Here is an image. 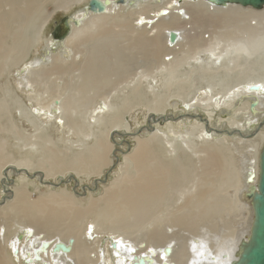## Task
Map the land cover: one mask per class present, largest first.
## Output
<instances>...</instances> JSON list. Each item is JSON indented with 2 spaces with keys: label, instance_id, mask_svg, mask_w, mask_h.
Returning a JSON list of instances; mask_svg holds the SVG:
<instances>
[{
  "label": "bare ground",
  "instance_id": "obj_1",
  "mask_svg": "<svg viewBox=\"0 0 264 264\" xmlns=\"http://www.w3.org/2000/svg\"><path fill=\"white\" fill-rule=\"evenodd\" d=\"M89 1L0 0V227H5L0 230V264H139L141 259L146 264H244L256 224L257 200L248 195L255 189L259 193L264 154V6L218 5L216 0H101L108 1L105 13L93 14L86 10ZM75 5L80 7L73 12ZM61 11L73 14L65 17L70 20L68 35L56 41L47 29ZM222 25L233 26L235 34L213 32ZM171 35L180 38L174 45ZM228 38L231 44L216 48ZM44 39L41 54L28 62ZM191 54L199 57L194 58L195 67L187 63L189 74L182 63ZM138 56L159 67L157 75L174 81L169 90L172 87V98L180 101L164 111L160 103L150 106L144 121L148 126L142 127L137 147L124 156L128 167L122 177L106 187L102 197H84L79 187L94 195L110 176L112 168L104 172L113 164L111 136L126 142L131 135L124 131L126 88H131L134 104L155 89L156 76L147 84L143 80L148 74L128 76ZM223 73L240 77L232 83L220 78ZM181 74L203 78L208 86L190 93ZM215 82L232 89L217 99ZM16 91L25 94L31 106ZM176 106H182L178 116L165 114ZM13 109L32 121L44 116L56 131L62 125L77 140L55 150L47 146L48 128L47 135L22 137L8 118ZM218 110L227 118L220 119L219 128L230 129L215 132L233 133L228 136L233 145L208 127ZM182 116L186 119L179 121ZM167 121L171 123L163 131L160 124ZM238 149L249 156L247 172L237 171L236 163H242L235 155ZM19 165L18 179L6 188L4 179ZM30 171L49 188L73 182L75 195L65 189L49 191L34 202L23 177ZM100 175L94 187H82ZM54 179L58 182L50 181ZM136 228L144 229L142 239L123 232ZM191 238L209 255L191 256ZM44 243L49 246L38 261L36 251ZM221 250L231 252L226 253L229 257L224 259Z\"/></svg>",
  "mask_w": 264,
  "mask_h": 264
},
{
  "label": "rangeland",
  "instance_id": "obj_2",
  "mask_svg": "<svg viewBox=\"0 0 264 264\" xmlns=\"http://www.w3.org/2000/svg\"><path fill=\"white\" fill-rule=\"evenodd\" d=\"M126 1V0H125ZM79 5H75V8H72V11L73 12H75V9H76V7L77 8H79L78 7ZM183 11V9H181L179 12H181V13H183L182 12ZM212 11V10H211ZM66 12H63V11H61V12H57L53 17L54 18H52L51 19V22H49V24H48V29H47V35L51 38V37H53L51 34H52V32L54 31V29H55V27L60 23V21L62 20V19H64L66 16H69V15H71V13L72 12H68V14H65ZM73 14V13H72ZM252 24L254 25L255 24V21H252ZM197 31H199V27H197ZM213 30V32H215V33H220V34H224V35H227V36H229V35H233V34H235V32H234V30H233V26H229V25H222V26H215L214 27V29H212ZM208 35H209V33L208 32H205V34H204V36H205V38L207 39L208 38ZM177 40H176V42L175 43H177V41L180 39L179 38V36L177 35ZM54 38V37H53ZM233 38V37H232ZM232 38H228V39H226L225 41H223L222 43H221V45L220 46H217L216 48H220V47H222V46H227V45H229V44H231V40H232ZM55 39V38H54ZM262 39V38H261ZM56 41H59L60 40V38H56L55 39ZM260 40V39H259ZM170 42V41H169ZM43 43V44H42ZM40 45V48L39 49H35L34 51H33V53L31 54V60H28V62H31L32 60H34V58L35 57H38L40 54H41V52L43 51V47L45 46L44 44H46V41H45V39H44V41L42 42ZM171 43V42H170ZM175 43H173V45L175 44ZM172 44V43H171ZM195 52H193L192 54H194ZM191 54V55H192ZM189 56L188 58L189 59H186L182 64L184 65V67L188 70V72H189V74H190V72H191V69H190V67L191 66H189L187 63L188 62H190L191 63V65H193L194 67L197 65V63L195 62V60H194V58H196V57H199V56H197V55H192L193 56V58H192V56ZM200 55V54H199ZM172 56L173 55H169V56H167L165 59H166V61L167 62H169L170 61V59H172ZM137 58V57H136ZM135 58V60H133L131 63H130V65H133V66H131V69H130V74L128 75L129 77H132L131 79H140L142 76H143V74H148L149 75V78L148 79H144L143 80V82H144V84H147L148 82H150L151 81V79H150V76H156V78H157V82L156 83H154V87H155V89H154V91H151V90H147V92H148V95H146V97L144 98V97H142L144 100H141V102L140 103H138V104H134V103H131L132 101H131V88H129V90H128V88H126V115H125V117H126V129H124V131H126L127 133H129V134H131V135H126V138H125V141L126 142H124V137L122 138V137H119V138H117V137H112L111 136V139L114 141L113 142V145H114V148H113V152H112V156H111V158H112V166H110L108 169H106L105 170V174L107 173V172H109V170L112 168V171H110L109 173H110V176L107 178V180H104L103 181V183H102V186L100 185V189H101V191L100 192H95V193H92V194H94V195H89V193H87V194H84V192H83V190H82V188L81 187H79L78 188V191L79 192H81L80 194H83V195H85L84 197H93L94 199H98V198H100V197H102L104 194H105V189H106V187H108V186H110L111 185V183L114 181H116L117 179H120L121 177H122V175L124 174V168H126L127 169V167H128V165H127V163L125 164V159H124V156L126 155H129V154H131L132 152H133V150L137 147V137H139L140 138V134H142V132L144 131V128H142L143 126H148V124L146 123H144V121H145V116L147 115V114H149V110H152V108L150 107V106H153V107H158L160 104V106H159V108L162 110V111H164V110H166L167 109V107L166 106H169V104H174V103H176V102H178V101H180V98H177V97H174V98H172V96H174L175 94H176V91L175 90H173V88L172 87H170L171 88V90H169V86H171V84L174 82L173 80H166V79H164L160 74L159 75H157V73H158V71H159V67H150V64L148 63V60H149V58H147V57H144V56H138V59H136ZM147 61V62H146ZM246 62L248 63L247 64V66L248 65H250L251 64V60H246ZM147 63L149 64V65H147ZM187 66V67H186ZM246 66V67H247ZM203 67H206V66H203ZM244 67V66H243ZM242 67V68H243ZM24 67H22L21 69H23ZM199 70V69H198ZM241 70V69H240ZM201 71V70H200ZM140 72H141V74H142V76H141V74H140ZM184 73V72H183ZM18 74V71H16L15 72V75H17ZM253 73L251 72V73H248L247 75H252ZM182 75V76H181ZM180 76H179V79H180V81H182V83L184 84V83H187L188 82V84L189 85H187L188 86V88H189V90L190 91H188V92H190V93H194L197 89H199V88H204V87H206V86H208V83L209 82H207V80H204L203 78H200V77H194V78H192V79H190L189 78V75H183V74H181ZM244 75V74H243ZM134 76H135V78H134ZM137 76V77H136ZM139 76V77H138ZM240 76L239 75H233V74H221V77L220 78H222V79H224V80H227L228 79V81H231L232 83H234V81L236 80V79H238ZM168 79V78H167ZM153 80V79H152ZM218 80V79H217ZM130 81V80H129ZM132 81V80H131ZM155 81H156V79H155ZM167 81H169L168 83H167V85L165 84ZM120 84V82H117V85H119ZM168 84H170L169 86H168ZM215 85H216V87L217 88H214V90L212 91L213 93H215V95H217L218 94V96H216V98L217 99H220L221 98V96L223 95V94H225L226 93V91L227 92H229L231 89H232V87H231V85L228 87V88H226L225 87V85L224 84H222V86H220V85H218V82H215ZM144 87H147V85H144ZM17 92V95L19 94L20 95V97L22 98V100H24V102H25V104L26 105H28V106H31V104L32 103H30L29 101H27V99H26V97H25V94H23V93H21V92H18V91H16ZM221 92V93H220ZM21 94H22V96H21ZM125 95V94H124ZM190 94H188V96H189ZM184 96V95H183ZM194 97V95H192L191 96V99ZM170 98H172V99H170ZM147 100H149V101H147ZM100 102V100H98L97 101V103H99ZM158 103H160V104H158ZM150 104V105H149ZM167 104V105H166ZM164 106V107H163ZM166 107V108H165ZM180 107H182V106H180ZM180 107L179 106H176L175 108H173V107H171L167 112H165V114L167 115V116H170V115H175V116H178L176 113L177 112H179V109H180ZM163 108H165V109H163ZM224 108V107H223ZM178 109V110H177ZM17 110V111H16ZM177 110V111H176ZM200 116H201V118L202 119H206V120H208V121H210V118H209V116H208V114L207 113H205V114H203V112H200V113H198ZM213 116H212V118H211V120H212V122H213V124H209L208 123V127H210L211 128V133H213V132H217V131H222L223 129H226V130H229L230 129V127H228V126H221L222 128H219V122H220V119L222 118L223 119V122H226L227 120V118H225L226 116L225 115H223V110H220V112H219V110L218 111H215V112H213ZM192 115H194V114H192ZM12 116V117H11ZM11 117V118H10ZM10 117H8L9 119H10V121L12 122V125H14L15 127H17V131L20 133V135L22 136V137H25V138H33L34 136H38V135H40V134H46L47 132H45V130L47 131V128L48 129H50V130H48L49 131V134H50V137H48V138H51V141L50 142H48L47 144V146H49L50 144V148H53V149H55V150H59V149H62V148H66V145H69V142H71V141H75V140H77V135L74 133V132H72L70 129H64L63 127H62V125H60L59 126V129L60 130H58V131H56V129L54 128V122H48L47 120H46V118L43 116V117H41L39 120L40 121H32V120H30L29 118H27V117H25L23 114H21V112L18 110V109H13L12 110V114L10 115ZM198 118V117H197ZM184 119H186V116H182V117H180L179 118V121H182V120H184ZM199 119V118H198ZM163 122V119L161 120V122L160 123H162ZM168 122V121H167ZM165 123L164 122V124H160V127H161V129H163V131L165 130V131H167V128H165L164 126L166 125V124H169V123H171V122H168V123ZM174 122V121H173ZM34 125H32V124ZM51 123V124H50ZM52 127H51V126ZM228 125H230V123L228 122ZM137 126V127H136ZM151 126V125H150ZM155 127V126H154ZM261 127H264V123L261 125ZM46 128V129H45ZM128 128V129H127ZM19 129V130H18ZM45 129V130H44ZM141 129H142V131H141ZM44 130V131H43ZM39 131V132H38ZM62 131V132H61ZM69 131V132H68ZM25 132V133H24ZM215 132V133H216ZM69 133V134H68ZM217 134V136L219 137V139H223V136L225 137L224 138V140L226 141L225 142V144H229V145H233V144H235V142H232L231 140V138H229L228 136H233V133L232 134H228L227 133V136H225L226 134H224V132H222V134H219V132L218 133H216ZM47 135V134H46ZM170 137H172V138H174V136L172 135V134H168ZM61 137V138H60ZM68 137V138H67ZM149 136H141V139H143V138H145V139H147ZM59 138V139H58ZM73 138V139H72ZM120 138H121V140H120ZM62 139V140H61ZM231 139V140H230ZM190 140V139H189ZM56 141V142H55ZM115 141H116V144L117 143H119L118 145H116L115 144ZM178 141H181V139L180 140H178ZM222 141V140H221ZM199 142H201L200 140H199ZM220 142V141H219ZM68 143V144H67ZM54 144V145H53ZM65 144V145H64ZM61 145V146H60ZM240 145H237L236 147H239ZM62 147V148H61ZM242 147V146H241ZM241 147H240V149H241ZM240 149H238V152H236L235 153V155L236 156H238V157H240L241 159H242V163L241 164H239L238 162L236 163L237 164V171L240 173H243L244 171L245 172H247V170H246V168L244 167V164H245V159L246 158H248L249 156H248V154H247V152H242V151H240V153H239V150ZM13 151L15 152V153H17L16 152V148H13ZM239 153V154H238ZM178 153H175L174 155L176 156ZM115 157H118V159L116 158L115 159ZM237 157V158H238ZM18 160L19 159H17V160H15L16 161V163L18 164ZM246 162H250V161H246ZM10 164H15V163H13L12 161H11V163ZM114 166V167H113ZM20 167H22V166H20L19 165V169H18V171H13L12 172V174L10 173V177H8L7 178V180H5L4 179V186L7 188V186L9 187L11 184H12V182L13 181H16L17 179H18V177H19V170L21 171V168ZM23 173V172H22ZM34 172L33 171H30V173H29V177L27 176V174L24 172V176L23 177H25L29 182L28 183H30L29 185V191L31 192V198H33V200H34V202H36V201H38L39 200V198H40V195L41 194H43V193H45V192H47V193H49V191L51 192H53V193H55V192H60L61 191V189H65L69 194H74V185L75 184H72L73 182H71V183H69V184H62L61 186H60V188H49V187H47L43 182H42V180L41 181H36L35 179H34V176L33 177H31V174H33ZM67 174L69 173V174H73L74 175V173H70V172H66ZM59 174H56L55 176H58ZM36 177H37V175H36ZM53 178H54V176H52ZM103 177V175H100V177H94L93 179H91V181H89V180H86L83 184H81L82 185V187L83 186H91V187H94L93 185L94 184H92V182H93V180H95V179H97V178H102ZM51 182H58V180L56 181L55 179L54 180H50ZM57 185H58V183H56ZM244 184V183H243ZM2 183L0 184V192H1V188H2ZM20 185H21V183H20ZM241 185H242V183H241ZM14 186H16L17 187V184H14ZM47 187V188H46ZM49 188V189H48ZM53 189H55V190H53ZM58 190V191H57ZM96 190H99V189H96ZM75 195V194H74ZM83 201L84 200H82V203H83ZM86 203V202H85ZM85 203L84 204H82V205H84L85 206ZM93 212H96V210H93ZM92 218H93V216H90V217H88V219H87V223H90L91 221H92ZM21 221V220H20ZM22 222V221H21ZM20 222V223H21ZM10 223V225L12 224L13 226L15 225L16 226V224L15 223H11V222H9ZM1 228H5L4 226H2V227H0V230H1ZM90 228H91V226H90ZM134 231V234L132 233ZM124 233H127L129 236H130V238H132V239H135L136 237H138L139 236V238H141L142 239V234H145V232H144V229H142V228H140V229H128V230H126V231H123ZM40 233V232H39ZM40 234H43V233H40ZM63 235H65V236H67L68 234H67V232H64V234ZM129 236H127V237H129ZM58 237V235L56 236V238ZM135 237V238H134ZM140 239V240H141ZM198 242H199V240H195V239H193V238H191V239H189L188 240V244H190L189 246L191 247L190 248V252H191V256H197L198 254H199V256L198 257H200L201 255H202V253L203 254H206V256L207 255H209V252L207 251L208 249H205L204 247H199V246H201L200 244H198ZM196 248V249H195ZM199 249V250H198ZM230 249V248H229ZM169 250H170V248H169ZM198 250V251H197ZM221 251H223L222 252V254L221 255H224V259H226L227 257H229V255L228 254H226V253H231V252H229L228 250H221ZM199 252V253H198ZM214 253H216L215 251H213ZM198 253V254H197ZM194 254V255H193ZM211 259V258H210Z\"/></svg>",
  "mask_w": 264,
  "mask_h": 264
},
{
  "label": "water",
  "instance_id": "obj_3",
  "mask_svg": "<svg viewBox=\"0 0 264 264\" xmlns=\"http://www.w3.org/2000/svg\"><path fill=\"white\" fill-rule=\"evenodd\" d=\"M123 2L125 0H119ZM230 2H234V4L241 6H249L254 8H262L264 6V0H216V4L224 5ZM108 1L102 2L101 0H90L86 7V10L92 12L93 14H101L105 13L106 5ZM75 25H79V21L75 20ZM70 29V20L68 18H64L60 21V23L55 27L52 35L55 38L64 39L66 35H68ZM177 39V35H171L170 42L175 43ZM255 106V103L252 104V107ZM114 167V166H113ZM253 187L252 190H254ZM259 193H256V189L250 193L248 196L250 199H256V224L252 237L251 245L245 250L243 255L244 264H264V154L262 156V173L260 183L257 186ZM49 244L44 243L37 251H36V260L40 261L41 258L39 253L41 251L46 250ZM139 264H146V262L141 259L139 260Z\"/></svg>",
  "mask_w": 264,
  "mask_h": 264
}]
</instances>
